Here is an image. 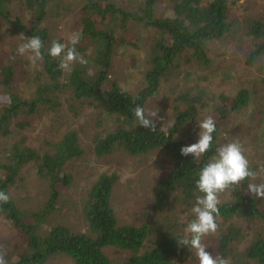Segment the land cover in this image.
I'll use <instances>...</instances> for the list:
<instances>
[{"label":"trees","instance_id":"trees-1","mask_svg":"<svg viewBox=\"0 0 264 264\" xmlns=\"http://www.w3.org/2000/svg\"><path fill=\"white\" fill-rule=\"evenodd\" d=\"M12 1L0 0V20L18 35H39L45 48L43 58L37 61L42 71L33 75L35 89L30 95L20 91L18 61L0 58V138L13 134L15 127H30L34 116L56 111L62 103L60 95L66 92L74 114L82 109L98 110L103 122L93 148L98 157L117 150L131 155L160 150L165 164L157 183L156 205L193 207L196 195H201L195 185L199 170L216 155L223 125L247 106L249 89L243 87L234 96L220 94L214 109L213 145L199 160L181 154L183 146L198 140L194 130L189 129L186 134L181 131L183 126L196 122L203 96L182 94L180 102L184 108L177 111L175 123L167 131H159L158 124L156 132L139 126L133 109L137 105L147 109L164 81L182 64L212 63V43L233 31L238 0H168L170 10L164 13L159 10L162 0H131L136 8L126 6L123 0H22L18 14L11 9ZM69 5L78 8L72 16L82 33L76 48L88 61L86 65L75 63L70 72L61 70L59 60L47 52L53 40L67 41L58 34L54 16L58 8ZM138 28L148 31L152 40L148 44L143 85L131 91L113 77V58L119 45L138 44L133 39ZM245 37L250 48L245 62L252 65L264 56V17L251 20ZM27 65L29 61L23 67ZM83 153L75 129H68L59 139L40 147L23 136L3 156L0 152V190L10 196L8 203L0 204V219L7 220L18 233L16 239L0 241V251L8 264H47L59 255L69 257L74 264H184L185 258L193 255L189 247L177 243L176 238L184 229L173 224L165 225L167 228L153 223L136 225L119 219L112 204L118 181L115 173L101 174L90 188L82 208L84 231L62 222L49 223L57 202L73 183L67 166ZM27 166L33 167L48 187L46 201L36 210L24 208L12 195ZM250 167L258 170L257 165ZM251 181L249 178L221 194L219 227L208 238L212 253L228 258L231 264H264V198H254L247 191ZM252 230L250 242L239 251L237 246L248 239ZM112 249L122 251L126 258L111 257Z\"/></svg>","mask_w":264,"mask_h":264},{"label":"rangeland","instance_id":"rangeland-1","mask_svg":"<svg viewBox=\"0 0 264 264\" xmlns=\"http://www.w3.org/2000/svg\"><path fill=\"white\" fill-rule=\"evenodd\" d=\"M123 1L126 6L137 7V5L133 6L131 0ZM21 6L22 0H13L11 4L13 13H20ZM168 6L169 1L162 0L160 12H168L170 10ZM77 9L69 5L66 9L56 10L54 16L56 29L65 40L71 33L78 32L72 18ZM234 10L237 21L233 31L220 41L212 43V63L209 66L196 62L182 64L169 80L164 81L158 94L148 102L147 109L158 111L157 124L162 127L165 123L164 127L167 129L175 123L177 111L184 108V103L180 102L182 94L203 96L205 100L203 107H199L200 115L196 118V122L183 126L181 131L186 134L187 130L192 129L199 138L198 121L206 116L214 118V109L219 104L220 94L234 96L241 88H248L250 100L243 110L235 113L223 125L220 146L238 140L246 150L250 165L258 166L257 177L252 179L251 183H262L264 182V56L252 65L245 62L250 50L245 32L252 19L264 17V0H238ZM134 33L133 39L138 44H123L116 48L112 71L113 77L131 91H136L143 85L148 44L152 40L149 32L143 28L135 29ZM22 42L20 35L9 30L0 20V58L3 61L7 59L18 61L17 81L20 91L30 95L35 89L33 75L36 72L41 73L42 67L37 61L35 63L30 61L29 54L21 56L17 53V47ZM27 61L30 65L23 67ZM67 97H70L68 93H62L60 95L62 103L57 110L34 116L30 127L24 130L15 127L13 134L0 138V152L3 156V153L23 136L27 137L30 144L40 147L59 139L68 129H75L78 132L84 153L69 162L67 170L73 176V183L57 202L55 211L49 217V223L62 222L74 229L84 231L86 223L82 208L90 188L101 174L115 173L118 181L113 188L112 204L122 222L128 221L136 225L153 223L158 228H167L165 225L173 224L184 229L194 218L192 207L186 208L182 204H168L163 207L156 205L157 183L164 173L165 164V156L161 151L131 155L126 151L117 150L98 157L93 149L95 137L103 128L98 110L82 109L83 111L74 114ZM2 105L3 97L0 96V107ZM159 117H163V120ZM12 195L24 208L36 210L42 207L47 199V183L36 175L33 167L27 166L20 173ZM17 235L18 233L7 220L0 219V241L16 239ZM253 235L254 230L242 245L237 246V249L242 251ZM208 238L209 236L205 237L203 242L209 245L206 250L212 253L214 249ZM109 255L120 256L123 260L126 258L123 256L126 255L125 253L116 249L109 251ZM47 264H74V262L65 255H59ZM184 264H199V261L193 254L185 258Z\"/></svg>","mask_w":264,"mask_h":264},{"label":"clouds","instance_id":"clouds-1","mask_svg":"<svg viewBox=\"0 0 264 264\" xmlns=\"http://www.w3.org/2000/svg\"><path fill=\"white\" fill-rule=\"evenodd\" d=\"M20 39L23 42L18 45L16 50L19 55L29 54L28 58L33 63L43 58L42 49L45 48V45L39 35L26 37L21 33ZM81 39L82 33L73 32L68 36L66 43L53 40L51 46L48 47V54L59 60L61 70L70 72L75 63L78 62L81 65L88 63L76 48ZM133 112L139 126L152 132L157 131L158 111L137 105ZM159 119L163 120V117H159ZM164 124L159 131H167ZM198 128L197 142L181 148L183 156L191 155L197 160L212 148L216 121L212 116H206L198 121ZM256 177L257 173L250 167L246 150L238 140L218 147L216 155L212 156L199 170L195 185L201 195H196L195 204L191 208L194 218L187 223L183 234L176 238L178 245L190 248L199 264H231L228 258L207 251L209 245L203 241L205 237L215 234L218 230L217 218L220 214L221 194L231 188L239 187L241 182L249 178L254 180ZM247 191L254 198H264V182L248 183ZM9 200L10 196L0 190V204H6ZM0 264H8L3 251H0Z\"/></svg>","mask_w":264,"mask_h":264}]
</instances>
